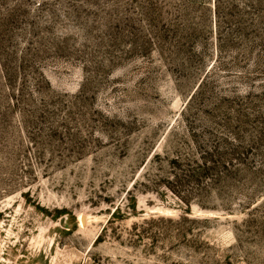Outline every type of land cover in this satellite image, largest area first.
Returning <instances> with one entry per match:
<instances>
[{
    "label": "rangeland",
    "instance_id": "1",
    "mask_svg": "<svg viewBox=\"0 0 264 264\" xmlns=\"http://www.w3.org/2000/svg\"><path fill=\"white\" fill-rule=\"evenodd\" d=\"M0 264H264V0H0Z\"/></svg>",
    "mask_w": 264,
    "mask_h": 264
}]
</instances>
